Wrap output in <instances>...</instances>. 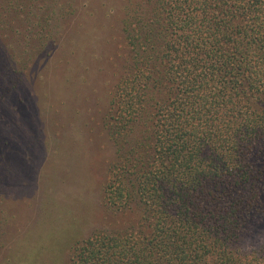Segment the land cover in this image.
I'll use <instances>...</instances> for the list:
<instances>
[{
    "label": "trees",
    "instance_id": "trees-1",
    "mask_svg": "<svg viewBox=\"0 0 264 264\" xmlns=\"http://www.w3.org/2000/svg\"><path fill=\"white\" fill-rule=\"evenodd\" d=\"M36 64L60 120L95 95L117 221L0 264H264V0H0V111Z\"/></svg>",
    "mask_w": 264,
    "mask_h": 264
},
{
    "label": "rangeland",
    "instance_id": "rangeland-1",
    "mask_svg": "<svg viewBox=\"0 0 264 264\" xmlns=\"http://www.w3.org/2000/svg\"><path fill=\"white\" fill-rule=\"evenodd\" d=\"M38 66L5 96L8 107L0 111L1 263L12 261L25 236L60 229L66 219L78 239L117 221L99 197L111 148L99 127L95 95L84 104L74 99L72 106L80 105L81 113L60 120L55 106L43 108L44 94L53 90ZM85 91L92 94L91 88Z\"/></svg>",
    "mask_w": 264,
    "mask_h": 264
}]
</instances>
